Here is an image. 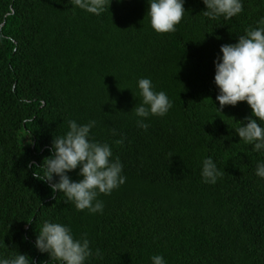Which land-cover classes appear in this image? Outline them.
Returning <instances> with one entry per match:
<instances>
[{
	"label": "trees",
	"instance_id": "obj_1",
	"mask_svg": "<svg viewBox=\"0 0 264 264\" xmlns=\"http://www.w3.org/2000/svg\"><path fill=\"white\" fill-rule=\"evenodd\" d=\"M148 7L109 0L97 16L71 0H0V255L57 264L34 245L50 220L87 234L100 250L88 264H151L154 254L168 264H264V179L255 175L264 153L234 130L250 106L221 112L214 83L220 46L256 26L264 0H244L230 20H210L203 0H186L170 33L153 30ZM141 77L174 102L147 131L132 111ZM69 120H95L92 137L124 165L126 182L99 196L103 213L77 210L34 175L43 177ZM207 156L224 172L215 185L202 181Z\"/></svg>",
	"mask_w": 264,
	"mask_h": 264
},
{
	"label": "clouds",
	"instance_id": "obj_2",
	"mask_svg": "<svg viewBox=\"0 0 264 264\" xmlns=\"http://www.w3.org/2000/svg\"><path fill=\"white\" fill-rule=\"evenodd\" d=\"M71 2L74 7L98 16L106 10L109 0ZM185 3L186 0H148L147 16L153 30L175 32L187 12ZM203 3L204 15L210 20L221 16L230 20L244 11V0H203ZM214 65V83L219 90L215 98L219 107L216 106L223 112L227 105L246 102L252 114L238 120L240 126L234 128L235 133L240 140L252 145L254 151L264 153V17L256 21L255 27L239 35L235 43L222 44ZM137 88L141 99L132 111L137 117V127L147 131L150 117L167 115L174 102L165 91H157L150 77L139 78ZM95 126V120L85 124L69 120L68 131L53 137L51 155L45 157L42 164L43 177L34 173L49 184L53 193L63 192L65 201L74 203L77 210L86 209L92 214L104 211L105 204L99 199L101 194L110 195L126 182L124 165L118 156L114 157L111 145L92 137L91 130ZM113 133L116 134L115 129ZM116 143L123 144L124 138ZM77 169L80 179H73L70 173ZM223 174L213 157L202 160L204 183L215 185ZM255 175L264 179V160L257 162ZM34 245L57 264H88L94 254L100 256L99 249L93 252L87 234L77 237L70 225L50 220L44 221ZM150 259L151 264H168L163 254H154ZM0 264H34V260L18 251L9 256L0 255Z\"/></svg>",
	"mask_w": 264,
	"mask_h": 264
}]
</instances>
